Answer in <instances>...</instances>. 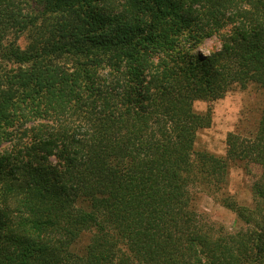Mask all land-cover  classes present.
<instances>
[{
  "label": "trees",
  "instance_id": "trees-1",
  "mask_svg": "<svg viewBox=\"0 0 264 264\" xmlns=\"http://www.w3.org/2000/svg\"><path fill=\"white\" fill-rule=\"evenodd\" d=\"M249 86L264 0H0V264H264V110L195 149L194 104ZM232 166L257 168L249 205Z\"/></svg>",
  "mask_w": 264,
  "mask_h": 264
},
{
  "label": "rangeland",
  "instance_id": "rangeland-1",
  "mask_svg": "<svg viewBox=\"0 0 264 264\" xmlns=\"http://www.w3.org/2000/svg\"><path fill=\"white\" fill-rule=\"evenodd\" d=\"M32 6L35 7L33 3ZM25 44L24 38H20V47L23 48ZM215 46L217 43L210 39L197 48V52L208 54ZM208 107L211 109L212 121L208 128L198 132L195 149L218 156L224 155L226 135L234 131L241 120L244 121L246 129L253 130L255 127L261 111L264 110V90L249 86L244 91L232 90L223 99L210 104L203 102L194 104V109L198 112H203ZM257 172V168L252 167L251 173L248 175L242 168L232 166L229 170L226 192L240 204L249 205L251 203L249 189ZM195 205L197 211L205 219L222 225L228 232L235 231V215L221 206L213 197L198 193ZM85 241L86 239H83L81 245Z\"/></svg>",
  "mask_w": 264,
  "mask_h": 264
}]
</instances>
